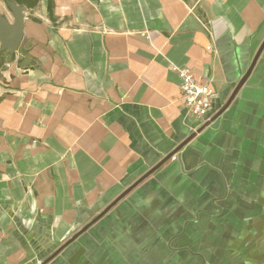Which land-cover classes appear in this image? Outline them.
<instances>
[{
  "label": "crops",
  "instance_id": "0c3cea01",
  "mask_svg": "<svg viewBox=\"0 0 264 264\" xmlns=\"http://www.w3.org/2000/svg\"><path fill=\"white\" fill-rule=\"evenodd\" d=\"M49 5L0 70V264H264V49L214 120L264 0ZM174 67L213 88L209 120Z\"/></svg>",
  "mask_w": 264,
  "mask_h": 264
},
{
  "label": "water",
  "instance_id": "95a60500",
  "mask_svg": "<svg viewBox=\"0 0 264 264\" xmlns=\"http://www.w3.org/2000/svg\"><path fill=\"white\" fill-rule=\"evenodd\" d=\"M7 6L10 9L12 16H13V22H10L8 18L2 14H0V50L5 52L8 51L11 54L16 53L24 40L25 36V18H26V10L28 9L23 4H18L14 0H6ZM264 49V42L262 46L260 47L256 57L254 58V61L252 63V66L244 76V78L241 80L239 86L235 90L233 96L230 98V100L227 102V104L221 109V111L214 117V120L221 115V113L228 107V105L231 103L234 96L237 94L239 88L246 82L248 77L251 74V71L254 67V64L258 60L262 50ZM182 146H180L181 148ZM179 148V149H180ZM177 151H175L173 154L168 156L166 160H164L158 167H160L163 163H165L167 160H169ZM157 167V168H158ZM155 168V169H157ZM154 170H152L153 172ZM151 173V172H150ZM138 184V183H137ZM137 184L134 186H131L128 188L119 198H117L112 204H110L101 214H99L92 222L91 224L95 223L99 219H101L114 205H116L121 199H123ZM85 226L80 232H78L68 243L75 240L81 233H83L85 230L88 229V227L91 225ZM46 264V263H44Z\"/></svg>",
  "mask_w": 264,
  "mask_h": 264
},
{
  "label": "built area",
  "instance_id": "2783aa9c",
  "mask_svg": "<svg viewBox=\"0 0 264 264\" xmlns=\"http://www.w3.org/2000/svg\"><path fill=\"white\" fill-rule=\"evenodd\" d=\"M178 72L181 84L180 93L191 116L207 121L210 119L215 92L212 87L196 79L188 68L174 67Z\"/></svg>",
  "mask_w": 264,
  "mask_h": 264
},
{
  "label": "rangeland",
  "instance_id": "374dc122",
  "mask_svg": "<svg viewBox=\"0 0 264 264\" xmlns=\"http://www.w3.org/2000/svg\"><path fill=\"white\" fill-rule=\"evenodd\" d=\"M29 11L26 10V13ZM0 14L6 16L10 22H13V16L10 9L7 6L6 0H0ZM12 55L9 52H3L0 50V70L2 69L4 63L10 62L12 60Z\"/></svg>",
  "mask_w": 264,
  "mask_h": 264
},
{
  "label": "trees",
  "instance_id": "16d2710c",
  "mask_svg": "<svg viewBox=\"0 0 264 264\" xmlns=\"http://www.w3.org/2000/svg\"><path fill=\"white\" fill-rule=\"evenodd\" d=\"M18 4H23L25 5L28 9H34L37 7L39 0H14ZM50 11H51V0H50V5H49Z\"/></svg>",
  "mask_w": 264,
  "mask_h": 264
}]
</instances>
